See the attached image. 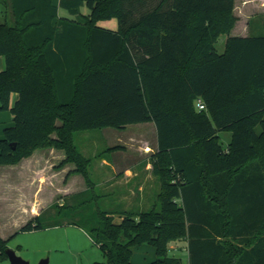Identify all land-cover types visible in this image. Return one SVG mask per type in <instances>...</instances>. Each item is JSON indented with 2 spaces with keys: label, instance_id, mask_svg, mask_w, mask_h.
<instances>
[{
  "label": "trees",
  "instance_id": "16d2710c",
  "mask_svg": "<svg viewBox=\"0 0 264 264\" xmlns=\"http://www.w3.org/2000/svg\"><path fill=\"white\" fill-rule=\"evenodd\" d=\"M1 1L0 110L14 124L0 139V165L55 147L66 153L60 167L75 163L88 185L21 231L88 221L104 264H135L143 243L157 252L146 264H185L169 255L185 238L187 264H264V34L231 36L235 0ZM112 17L117 29L99 24ZM143 122L157 129L159 203L103 210L75 135ZM222 131L232 133L227 149ZM7 249L0 235V260Z\"/></svg>",
  "mask_w": 264,
  "mask_h": 264
},
{
  "label": "crops",
  "instance_id": "0c3cea01",
  "mask_svg": "<svg viewBox=\"0 0 264 264\" xmlns=\"http://www.w3.org/2000/svg\"><path fill=\"white\" fill-rule=\"evenodd\" d=\"M60 1L53 0L57 6L60 5ZM0 8V17L4 18L5 9L3 7ZM253 8L258 9V13L248 17L245 24H243L240 18L242 20L246 19L248 16L246 12ZM238 9H241L242 12L238 13ZM60 12L63 14L62 9ZM7 14L10 20L11 12L8 11ZM235 14L238 20L231 31V36L264 34V0H235ZM252 30H255V32H252ZM228 37L227 35L226 42ZM4 68L5 58L4 56H0V70ZM17 98L18 94H14L13 101ZM6 124L13 125L14 116L10 111L0 110V139L4 137ZM105 129L107 130L105 135L98 136L94 140L103 139L107 147H100L101 143H99L96 146L98 148L92 147V156H87L91 159L89 173L93 184L96 188L99 186L104 187L102 195L107 199L106 201L111 203L110 211L135 213L147 211L145 210V205L153 200L158 201L159 189L161 187L159 176L154 172L155 154L158 152V136L155 124L153 122H143L127 125L124 129H118L119 131L112 127L100 130ZM112 129L114 136L108 137L107 133ZM257 130L260 132L261 127L259 126ZM130 131L133 133H129ZM220 136L225 149H227L232 139V133L222 131L220 132ZM94 137L97 136L94 135ZM66 158L64 150L55 147L39 148L35 150L33 155L23 158L18 164L0 165V187L5 186V190L4 188H0V206L2 203H10L13 204L14 209L21 212L25 217L21 228L31 218L40 215L50 206L46 207V204L42 203L47 200L46 196L42 193V189L47 187L49 180H52L49 179L51 177L47 171H53V165H60ZM75 169L76 164L68 162L56 171H53L54 174L51 173V176L55 175L58 180H61L60 184L56 183L57 187H59L58 192L69 195L87 188L86 186L88 185L85 177L80 173L74 172ZM51 185H53L52 181ZM81 185H84L85 188H78ZM7 187H10L11 190L6 191ZM32 188L33 191L31 192L30 189ZM10 193H12V196L17 194L15 196L17 198H11ZM217 199L221 201L224 198L219 197ZM135 201L137 205L131 204ZM112 202L118 203L119 206H115L114 208ZM253 202L258 204L260 201L254 199ZM254 213H256L255 210ZM0 235L3 239L9 240L7 236L1 233V230ZM171 246L186 250L189 262L188 238L174 242ZM184 263L187 264L186 262ZM0 264L8 263L6 259H2L0 260Z\"/></svg>",
  "mask_w": 264,
  "mask_h": 264
},
{
  "label": "rangeland",
  "instance_id": "374dc122",
  "mask_svg": "<svg viewBox=\"0 0 264 264\" xmlns=\"http://www.w3.org/2000/svg\"><path fill=\"white\" fill-rule=\"evenodd\" d=\"M0 7H4L2 1L0 0ZM88 8L85 6L83 7V12L88 13ZM63 15H67V11L62 9ZM238 13H241L242 10L238 9ZM258 13V9H250L246 12L247 18L243 19L240 18L243 24H245L248 17ZM257 19V18H255ZM4 19L0 17V21ZM257 21V20H255ZM12 23V22H11ZM101 26L110 28V29H117L118 28V19L116 17H112L110 19L102 20L99 22ZM242 27V26H240ZM255 32V30H252ZM258 34V33H256ZM227 35H222L217 44V50L223 52L225 49V42H226ZM12 126L11 124H6V127ZM105 130L95 129V130H86L77 132L75 135V142L81 152L85 156H92L91 149L93 146H98L101 143L100 147H107L105 141L103 139L94 140V138H98V136L105 135ZM116 131V130H115ZM117 131H119L117 129ZM133 133V132H129ZM227 133V132H225ZM97 136V137H94ZM108 137H113L114 132L113 129L107 133ZM106 140V138H105ZM98 148V147H96ZM33 155V154H32ZM94 165V164H93ZM92 165V167H93ZM64 166V165H63ZM60 168V165L54 164L52 169L56 171ZM52 170L47 171L49 176L52 180H49V184L47 187L42 189L43 195L46 196L47 200L42 202L46 207L52 205L53 203H63L65 197L70 196L64 195L62 192H58V188L56 183L60 184L61 180H58L55 175L51 176V173L54 174ZM51 181L53 185H51ZM60 182V183H59ZM55 184V185H54ZM50 185V186H49ZM5 187V186H4ZM4 187H0L3 189ZM87 187V186H86ZM34 188V187H33ZM33 188L30 191H33ZM78 188L83 189L85 186L81 185ZM104 187H97L96 192L99 194H103L102 189ZM5 190V188H4ZM3 190V191H4ZM11 190L10 187L6 188V191ZM161 193V187L159 189ZM11 192V191H10ZM17 196V194L15 195ZM12 196L10 193V197H17ZM107 199L102 196L99 201V207L103 210H110L111 203L106 201ZM136 202V201H135ZM131 204H136L135 203ZM159 203L158 201L153 200L152 202L145 205V210H151L155 204ZM96 202L93 201L92 204L87 207L86 211L94 212ZM115 206H119L118 203L112 202ZM13 204L10 203H2L0 206V230L1 233L9 238L8 240V248L14 250L18 256L22 257L23 259L29 261L30 264H38L41 260L48 258L49 264H104L105 257L102 253L100 247L92 240L89 236L90 226L88 221L81 220V227L77 225H63V226H56V227H49L40 230H31V231H21V226L25 221V217L19 212L18 210L13 208ZM31 218L30 220H32ZM29 220V221H30ZM121 220L120 214L115 215V221L119 222ZM28 221V222H29ZM182 243V242H181ZM172 245V244H171ZM169 246V255L175 257H181L183 262H188V253L184 249H180L178 247ZM157 259V252L156 248L148 243H143L138 245L135 248L134 254L132 256V261L135 264H146L150 263ZM8 264H10L9 259L6 260Z\"/></svg>",
  "mask_w": 264,
  "mask_h": 264
},
{
  "label": "water",
  "instance_id": "95a60500",
  "mask_svg": "<svg viewBox=\"0 0 264 264\" xmlns=\"http://www.w3.org/2000/svg\"><path fill=\"white\" fill-rule=\"evenodd\" d=\"M10 264H30L29 261L18 256L17 253L12 249H7ZM38 264H49V259H43Z\"/></svg>",
  "mask_w": 264,
  "mask_h": 264
},
{
  "label": "built area",
  "instance_id": "2783aa9c",
  "mask_svg": "<svg viewBox=\"0 0 264 264\" xmlns=\"http://www.w3.org/2000/svg\"><path fill=\"white\" fill-rule=\"evenodd\" d=\"M0 13H1V8H0ZM197 105H198L199 109H206V105L203 102V100H201V99L197 102Z\"/></svg>",
  "mask_w": 264,
  "mask_h": 264
}]
</instances>
